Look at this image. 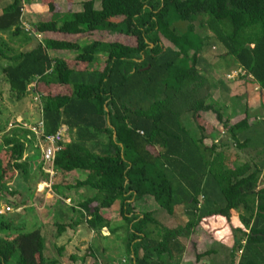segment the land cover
Wrapping results in <instances>:
<instances>
[{"label":"trees","instance_id":"1","mask_svg":"<svg viewBox=\"0 0 264 264\" xmlns=\"http://www.w3.org/2000/svg\"><path fill=\"white\" fill-rule=\"evenodd\" d=\"M93 1L82 2V10L67 20L37 21L28 34L20 23L22 0H9L0 9L1 75L9 96L20 101L34 84L43 133L63 128L69 136L54 155L55 175L84 171V177L66 189L94 191L67 207L75 219L52 223L54 237L79 224L100 236L106 228L102 212L117 202L121 223L107 230L123 243L120 264H179L175 258L185 252L183 240L196 227L205 231L212 219L217 227L210 225L209 233L215 244L222 246L215 229L227 225L231 245L218 257L211 248L195 253V262L213 255L214 264H264V160L228 166L220 150L228 145L206 143L208 131L198 123L202 112L217 118L224 112L208 102L214 88L198 68L205 44L209 49L219 46V58L230 57L241 77L264 95V0H99L97 10ZM100 15L108 19H97ZM178 22L184 23L183 30L176 28ZM195 22L205 35L195 32ZM5 33L32 44L15 50L1 37ZM34 34H108L114 40L80 45L57 38L37 40ZM50 52L72 54L73 63ZM136 97L139 104L132 107ZM40 113L36 111V121ZM262 115L254 124L245 117L222 123L229 144L243 149L251 134H264ZM186 117L193 130L186 127ZM15 121L7 123L8 137L27 146L34 137L17 123L9 128ZM260 147L264 149V141ZM11 165L21 180L35 182L25 160ZM58 185L51 183L55 194ZM6 186L0 168L4 193L9 192ZM179 209L180 215L191 218L181 227L167 228L153 217L162 210L176 221ZM231 211L238 212L237 224L230 222ZM11 229L0 222V264H61L45 257L38 229L9 237ZM118 230L123 234L116 235ZM56 251L61 256L63 247ZM68 259L84 262L73 255Z\"/></svg>","mask_w":264,"mask_h":264},{"label":"rangeland","instance_id":"2","mask_svg":"<svg viewBox=\"0 0 264 264\" xmlns=\"http://www.w3.org/2000/svg\"><path fill=\"white\" fill-rule=\"evenodd\" d=\"M22 12L20 16V23L23 29H27L25 34L31 33L33 25L37 21H47L50 18H56L58 21H63L69 19L70 15L73 13H79L82 10V5L80 2L88 0H22ZM57 1V2H55ZM9 0H0V9L5 6ZM56 3V4H55ZM57 5V8H53ZM59 6V7H58ZM93 8L97 10L99 8V0L93 1ZM73 12V13H72ZM56 13V15H55ZM58 14V15H57ZM102 17V18H101ZM62 18V19H61ZM108 18L106 16L100 15L97 19ZM176 28L178 30H183L184 23L178 22ZM181 24V25H180ZM195 32L201 36L205 35V30L198 28L197 22H195ZM37 40L57 38L71 42H77L80 45L87 44L94 39L100 41H113L114 37L108 34H100L93 36H78V35H60V34H43L38 36ZM1 37L5 39L15 50H24L27 46L32 44L28 38L24 39L22 36H12L10 34H1ZM210 41V40H209ZM208 41V42H209ZM204 48V49H203ZM202 50L204 53L201 55V60L199 61L198 68L202 70L204 75L208 77V80L212 83L214 88L211 91V99L208 102L213 103L221 107L224 112L221 118H217L215 114L210 112L200 113L199 126L207 131V136L205 138L206 143L218 145L222 143L224 154L226 155V164L231 167L234 162H258L264 160L263 148H261V142L264 141V134L255 135L250 132V143L246 144L243 149H235L229 144L227 136L224 134L221 124L228 122L233 124L245 117L251 124L258 122L262 114H264V95L260 93L256 85L252 82H246V80L241 77L240 72L232 79L226 78L227 73L237 70V66L234 64L230 57L219 58L221 54V49L219 46H212L209 49V44H205ZM202 52V51H201ZM51 56H62L65 57L70 63H73L74 55L66 54L63 52H50ZM201 54V53H200ZM4 63L0 62V168H1V180L10 187L11 191H15L17 194L9 195L11 193L2 192L0 190V207L7 206L9 211L6 214H0V222L10 224L12 229L9 231V237H12L15 233L21 232L26 233L34 229H38L44 238L45 251L44 255L49 259H56L61 264H82L80 261L72 262L68 259V255H73L76 258L83 257V264H120L124 260V246L122 241L117 239L114 235L107 232V228L115 227L120 225L121 217L118 215L117 204L113 205V208H109L108 211L102 212V217L105 220L106 229L101 230L100 236L95 233L90 232L85 228L84 225L79 224L76 228L69 229L66 228L61 236V239L54 237V228L51 226L52 223H66L69 218L75 219L77 216L70 213L69 208L73 207L79 201L90 197L94 191L89 188H69L66 189L68 184L72 185L75 180H80L84 177V171H73L69 174H57L54 175L52 181L59 183L57 190L58 194L54 191H41L39 183L44 179L43 174L41 176L38 172L39 165L41 166V156L40 149L34 139H30V143L26 146L23 143H15L8 137V131H6L7 123L13 120L24 121L27 124L35 122L37 115L34 103L32 102L31 92H27L26 96L20 101H15L9 96L7 85L3 81L1 75V67ZM102 60L98 62V67H101ZM81 68V66H78ZM35 91V90H34ZM215 91V92H214ZM35 92H38L37 90ZM136 97L132 102V107L135 104H139V99ZM137 100V101H136ZM136 101V102H135ZM141 104V103H140ZM147 104V102H142ZM185 117V116H184ZM186 127L193 130V125L190 122V118L186 117L183 119ZM252 130L253 127H252ZM69 140L68 135H64L62 143H66ZM253 141V142H252ZM241 142V140H239ZM21 160L26 161L27 170L29 176H33L35 182L30 180H21L18 173L12 167L13 162H20ZM3 174V175H2ZM40 178L38 182L37 176ZM43 178V179H42ZM32 179V177H31ZM51 181V183H52ZM31 182V183H30ZM261 182L259 178L258 183ZM41 192V193H40ZM7 197H6V196ZM58 195L63 201V205L58 203L56 199ZM69 195V203L64 201ZM15 202L19 204L18 208L14 207L11 203ZM201 200H198V204ZM1 209V208H0ZM178 210V208H175ZM181 209L177 212V220L169 217L164 211L158 210L154 213V219L160 222L165 227H181L187 221L191 219L180 215ZM176 213V212H175ZM238 212L231 211L232 219L231 221L235 224V216ZM119 221V222H117ZM213 223L214 220L212 219ZM207 223V222H206ZM212 222L211 226L217 227ZM205 223H203L204 225ZM233 224V225H234ZM237 224V223H236ZM210 225L205 226V231L199 227L193 229L192 233L189 234V239L183 240V243H187L185 246V252L180 258H175L179 264H214L218 257L219 251H223V247L227 248L231 244L232 233L228 229L229 226L225 228L215 229L216 241L218 240L222 246L218 247L214 244L215 240L210 235L209 229ZM4 233V232H3ZM116 235H121L123 232L118 230ZM101 237V238H100ZM59 243V244H56ZM56 247H63L61 256H58ZM215 249L216 256L210 255L203 257L197 262L194 261V254L201 253L207 249ZM89 249L95 255V258L91 257L89 254ZM215 259V260H214ZM95 261V262H93Z\"/></svg>","mask_w":264,"mask_h":264},{"label":"built area","instance_id":"3","mask_svg":"<svg viewBox=\"0 0 264 264\" xmlns=\"http://www.w3.org/2000/svg\"><path fill=\"white\" fill-rule=\"evenodd\" d=\"M22 12V9H21ZM27 31V29H24ZM240 72L233 71L230 74L226 75V78L230 79L234 76H231V74H234L235 76H238ZM231 78V79H232ZM34 84H30L27 87V91L31 92L32 94V102L34 103V106L38 113L41 112L40 104H39V95L33 90ZM17 123V126L28 130L34 137L39 149H40V156H41V168L40 172L44 175V179L41 180L39 183L41 186L39 187L41 191H51V181L55 175V172L52 167V162L54 159V155L59 151L62 144V139L64 137L65 131L63 128H58L53 134H44L43 133V123L41 120V113L40 118L38 121L34 122V125H28L25 123H21L20 121L16 120L15 122H11L8 124V127L11 128ZM9 208L7 206H4L0 210V214H3L5 212H8Z\"/></svg>","mask_w":264,"mask_h":264},{"label":"crops","instance_id":"4","mask_svg":"<svg viewBox=\"0 0 264 264\" xmlns=\"http://www.w3.org/2000/svg\"><path fill=\"white\" fill-rule=\"evenodd\" d=\"M53 1V0H52ZM55 2H57V1H55ZM81 3L82 2H80L79 4H80V6H81ZM56 4V3H55ZM59 7V6H58ZM53 8H56V9H58L57 8V5H54V7ZM73 13V12H72ZM74 14V13H73ZM55 15H56V13H55ZM58 15V14H57ZM62 19V18H61ZM47 21H58V19H56L55 17L54 18H50L49 20H47ZM81 68H83V67H81ZM78 69H80V68H78ZM255 87H257V86H255ZM200 117V116H199ZM39 168H41V166L39 165ZM40 170L38 169V172H39ZM39 177V176H38ZM55 177V176H54ZM53 182V181H52ZM57 183V182H56ZM7 187V186H6ZM8 190H10V187H8L7 188ZM11 191V190H10ZM41 193V192H40ZM17 194V193H16ZM57 197H59L58 195H57ZM67 198L64 200V201H66V202H68L69 203V200H70V198H68L69 197V195H67L66 196ZM63 202V201H62ZM115 204H117V202H115L114 204H112V208H113V205H115ZM110 207V208H111ZM0 208H2V207H0ZM1 210V209H0ZM106 212V211H105ZM117 222H119V221H117ZM230 222H232L231 220H230ZM167 228H172V227H167ZM106 229V228H105ZM107 232H108V230H107ZM63 234H65V233H62L61 235H63ZM59 239H61V236H59ZM189 239V238H188ZM56 244H59V243H56ZM215 244V243H214ZM187 245V243H185V246ZM216 245V244H215ZM217 246V245H216ZM218 247V246H217ZM124 260H122V262H123Z\"/></svg>","mask_w":264,"mask_h":264}]
</instances>
